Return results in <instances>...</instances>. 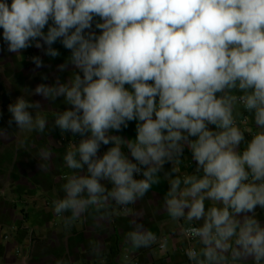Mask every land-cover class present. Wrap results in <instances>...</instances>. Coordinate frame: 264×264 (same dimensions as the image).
<instances>
[{
  "label": "clouds",
  "instance_id": "clouds-1",
  "mask_svg": "<svg viewBox=\"0 0 264 264\" xmlns=\"http://www.w3.org/2000/svg\"><path fill=\"white\" fill-rule=\"evenodd\" d=\"M57 43L70 53L57 65L67 79L22 88L0 142L13 125L75 138L52 201L64 230L131 215L123 258L164 248L130 205L166 183L160 211L188 240V264H264V0H0V52L56 59ZM33 96L65 107L50 122ZM133 122L134 138L122 135ZM37 156L51 160V149ZM106 252L99 238L86 249L90 264Z\"/></svg>",
  "mask_w": 264,
  "mask_h": 264
},
{
  "label": "crops",
  "instance_id": "crops-1",
  "mask_svg": "<svg viewBox=\"0 0 264 264\" xmlns=\"http://www.w3.org/2000/svg\"><path fill=\"white\" fill-rule=\"evenodd\" d=\"M54 47L61 52L60 57L70 55L59 43ZM23 53L28 55L29 49ZM12 73H15L14 76ZM19 73L12 66H3L0 81L5 80L9 85L8 90H11L17 84H23ZM0 97L3 100L0 103V109L3 110L0 123L7 128L10 118L7 112L8 100L1 90ZM59 106L60 110L65 107L62 102ZM8 130L12 138L0 142V227L10 230L6 231L10 238L4 239L0 233V264H54L58 258L74 261L75 264H90L86 249L90 241L98 238L107 248L105 264H188L183 252L188 244L187 239L181 235V228L160 211L161 198L168 187L166 183L154 186L137 204L130 205L134 213H143V223L147 228L161 240L168 238L166 246L160 248L157 244L152 249L134 250V255L125 260L122 233L130 230L131 215L114 217L102 230L93 228V221L88 218L70 231H65L60 218L52 212V201L62 195V177L68 172L63 165V155L68 145L61 143L59 130L47 135L44 147L50 148L52 153L48 161H40L37 156L40 148L36 146V132L18 131L15 125ZM121 134L134 138V122ZM21 141L25 143L22 145ZM8 144L16 147L8 150ZM185 155L190 161V153L186 151ZM38 162L45 163L47 170H40ZM188 166V161H185L182 170ZM188 170L191 171V167ZM260 218L264 220V211L260 212Z\"/></svg>",
  "mask_w": 264,
  "mask_h": 264
},
{
  "label": "rangeland",
  "instance_id": "rangeland-1",
  "mask_svg": "<svg viewBox=\"0 0 264 264\" xmlns=\"http://www.w3.org/2000/svg\"><path fill=\"white\" fill-rule=\"evenodd\" d=\"M29 52L30 53L28 55H25L24 53L22 54L24 59H22L20 56H16L15 54L7 52L6 48H5V50L2 51V54L0 55L3 58L4 68L7 65L12 66L14 71L20 72L19 73L20 79H23V84H21V83L17 84L16 87H14L11 90H8L9 85L6 84L5 80H3V82L0 81V90L6 96V98L8 100V102H7L8 104L13 102L17 96L21 95L22 88H24L26 86L29 88H35V86L37 84L42 83V82L51 84L54 82V80L57 76H59L62 81H65L69 75V73L67 71L61 73L57 70V65L63 63L65 60V57H58L56 59H52L50 57L44 56L40 50H38L34 47L29 48ZM33 55H40L44 61L45 66L41 67V68H36L35 65L29 61V57H31ZM33 69H35V71H33ZM8 73H10V72H8ZM3 74H6V72H4ZM14 74L15 73H12V76H14ZM44 75H46L48 77L47 80L41 79V77ZM30 99L41 101V104L44 108L43 111L41 112V114L46 116L48 118V120L51 122L53 119L51 117V114L54 113L57 109H59V107H60L59 105H60L61 101L58 100V101H56L55 104L50 105L48 101L43 100L40 96H33V97H30ZM2 102H3V100L0 97V103H2ZM2 107H4V104L2 105ZM18 131H20V130H18ZM36 135H37V137H35L36 146H38L39 148L44 147L47 140H48L47 131L44 134L36 133ZM74 139L75 138L71 137V135H69L67 137L64 136L63 138L60 139L62 141V142L61 141L60 142L63 144H67L69 146ZM76 139L78 140L79 137H76ZM15 147H16V145L8 144V146H6V149L12 150ZM2 230L10 232V230H8L6 228H3Z\"/></svg>",
  "mask_w": 264,
  "mask_h": 264
},
{
  "label": "built area",
  "instance_id": "built-area-1",
  "mask_svg": "<svg viewBox=\"0 0 264 264\" xmlns=\"http://www.w3.org/2000/svg\"><path fill=\"white\" fill-rule=\"evenodd\" d=\"M3 228L0 227V233L2 234L3 238L4 239H9L10 238V235L6 232V231H3L2 230ZM188 241V240H187Z\"/></svg>",
  "mask_w": 264,
  "mask_h": 264
}]
</instances>
